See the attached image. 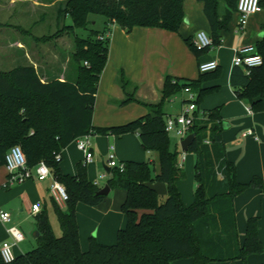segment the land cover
I'll return each mask as SVG.
<instances>
[{
	"label": "trees",
	"instance_id": "16d2710c",
	"mask_svg": "<svg viewBox=\"0 0 264 264\" xmlns=\"http://www.w3.org/2000/svg\"><path fill=\"white\" fill-rule=\"evenodd\" d=\"M184 0H60L57 23L69 16L71 24H63L61 31L72 34L70 53L73 77L70 79H41L32 64H18L8 71L0 70V165H4L7 149L18 144L25 153L26 165L40 161L49 166L55 180L65 186L68 199L62 210L52 197L62 234L57 236L50 225L48 212L36 215L37 246L17 255L12 262L0 257V264H170L175 259L193 258L194 264L234 261L252 253H262L258 237L257 216L247 218L242 244L239 241L233 200L236 194L250 186L262 189L259 176L240 182L235 165L226 159L222 140L223 122L220 107L199 108L202 96L211 89L201 88L204 80L215 79L219 67L200 72L195 80L181 81L165 76L160 100L153 103L136 99L134 91L121 70L118 82L126 98L147 108L145 115L121 125L95 126L93 108L98 81L107 62L110 38L106 36L113 25L130 31L136 25L158 27L178 32L184 17ZM210 26L213 43H221L220 31L227 28L231 13L237 11V0H199ZM264 9V0H259ZM224 2V6H222ZM90 12L104 15L103 30L90 29L87 37L76 34V28H86ZM264 32V22L262 24ZM52 36V35H51ZM51 36L45 37L46 41ZM44 40V39H43ZM188 48L199 56L207 49L197 50L190 38L184 39ZM254 48L262 58L259 66L247 70L233 65L229 81L236 96L249 103L253 111L263 110L264 99V33ZM86 62V64H85ZM189 86L198 89L195 119L190 131L194 139L188 152L195 154L194 199L183 205L176 181L184 178L177 166V150H170L165 130L164 105L169 97ZM136 133L141 146L156 152L158 169L150 161L124 160V169L110 168L107 184L125 191L121 205L126 226L116 234V242L107 245L95 238L83 251L78 237L76 205L78 202L94 206L105 199L97 193L100 187L87 179L86 167L77 163L75 175L66 174L56 159L63 148L83 134ZM162 181L166 195L150 190L146 182Z\"/></svg>",
	"mask_w": 264,
	"mask_h": 264
},
{
	"label": "crops",
	"instance_id": "0c3cea01",
	"mask_svg": "<svg viewBox=\"0 0 264 264\" xmlns=\"http://www.w3.org/2000/svg\"><path fill=\"white\" fill-rule=\"evenodd\" d=\"M56 1L60 0H8L5 4L1 2L0 4L7 11H10L13 6L19 5L21 8H27L24 10V14H29L28 12L30 11H41V8L45 11L53 6ZM182 4L184 20L178 32L139 25H136L130 31H126L117 25L112 26L108 36L110 44L107 62L97 84L92 123L100 127L121 125L137 119L147 112V108L140 103L133 101L121 103L126 98L125 91L118 82V75L121 70L131 83L127 90L133 92L134 86H136L134 91L135 98L153 103L160 100L165 76L170 75L173 79L181 81L185 79L195 80L200 76V71L198 70L199 62L216 60L219 67V75L215 79L204 80L198 87L199 90L201 88L211 89L202 96L199 108L200 110H208L216 106L220 107L225 156L226 159L235 165L237 180L248 182L253 176L257 175L262 179L263 183L262 189L250 187L236 194L233 200L240 243L242 244L245 238L244 232L247 218L257 216L258 237L263 245V251L262 253H252L245 258H237V260L233 261V264H264V99L262 111L256 112L252 110L253 113L247 112L246 107L249 105L236 96L229 81L235 49L246 44L254 45L264 33L262 30L264 9L248 16V21L243 29L238 28L239 17L237 11H233L226 30L219 32L221 34V43L214 45L211 49H207L215 51V53L199 54L197 56L188 48L184 39L190 38L193 43L194 34L198 29L210 34L209 22L204 15L201 1L184 0ZM40 14L43 17L45 13L41 12ZM4 25L8 26L7 24ZM16 28V34L25 36L31 34L30 30ZM26 43L25 40L15 37L11 45L14 50L16 48L15 52H25L26 62L20 64H32L38 71L37 61L32 59L31 55L26 51ZM63 43H65V40ZM68 44L70 48L67 51L69 53L66 52L67 57L64 59L66 64H68L70 53L73 50L71 40L70 42L68 41ZM225 53L231 55L230 61L223 59L222 55ZM45 66H47L48 70L47 78L42 77L38 71L42 81L58 78L70 79L73 77V70L70 67L68 70H66V67H62L57 72L50 69L48 65ZM192 90L197 94L198 89ZM185 99L186 93L183 91L170 96L164 105L165 118L179 113ZM248 128H251L253 133L243 136L242 132L248 130ZM173 134L176 141L174 145H170V150H177L178 155L180 153V157L176 158L177 166L180 167V164H182L180 168L186 178L189 177V171L191 176H194L195 154L183 151L180 145L181 140L177 138L175 133ZM139 144L140 141L136 133L92 135L94 157L92 162L86 167L87 179L92 182L100 173L106 172L109 145H113L115 148V154L119 161H143L141 160L142 156H140L141 149L138 148ZM147 153H150V151H147ZM82 158L83 153L76 147L75 141H72L61 151L59 164L62 171L66 174L75 175L77 173V163L81 162ZM146 161H153L152 157L150 156ZM157 169L158 163H155L154 171L156 172ZM6 178V167L0 165V209L11 214L10 222L4 223L0 221V244L4 240H11L6 229L9 225L20 228L24 238L27 233L25 229L32 231V235L36 240L38 235L36 215L41 210L48 212L50 225L54 234L57 235V230L53 227L51 217L55 213L53 212L52 196L49 190L52 180L48 177L46 180L40 181L33 175L24 182L16 183L11 187H3ZM106 182L107 180L101 181V184L104 185ZM194 182L195 184H192V188L190 182L185 185L181 179L175 183L178 192H180L181 201L185 206L192 203L194 199L196 181ZM125 197L124 190L110 188L105 199L94 206L78 202L75 208L76 222L79 242L83 251L88 249L89 239L92 237L98 242L107 245L116 242L117 232L126 226L127 218L121 209ZM35 203L40 206V211L37 213L31 211V206ZM58 206L63 210L65 203H62V205L58 204ZM57 227L58 233L59 231L62 233L59 224ZM26 247V244L20 243V241L16 242L13 247L15 257L29 251V248ZM228 263L231 262H209V264ZM170 264H194V262L193 258L190 257L175 259Z\"/></svg>",
	"mask_w": 264,
	"mask_h": 264
},
{
	"label": "built area",
	"instance_id": "2783aa9c",
	"mask_svg": "<svg viewBox=\"0 0 264 264\" xmlns=\"http://www.w3.org/2000/svg\"><path fill=\"white\" fill-rule=\"evenodd\" d=\"M237 14H238V28L243 29L248 21V16L253 13L260 12L262 7L259 0H237ZM110 32L106 33V36H109ZM195 38L193 40L194 47L199 49H211L214 47V43L210 34L202 29H198L195 32ZM262 63L261 56L256 53L253 44H246L235 49V55L232 59V65L241 66L245 70L259 66ZM86 64V62H85ZM218 67L217 61H202L198 64V70L202 73L214 71ZM186 93V99L181 107V110L176 115H169L166 117L165 130L168 133L173 132L179 140H182L186 137L187 134L191 133L190 127L193 124L195 119V110L197 106L195 104L196 94L189 86H185L182 90ZM246 111L253 113L250 106L246 107ZM253 130L248 128L242 132L243 136L252 134ZM92 135L91 133L83 134L76 138L75 144L76 147L81 150L83 153V158L81 164L87 167L90 164L94 157V152L92 148ZM256 138V137H255ZM109 152L107 155V166L110 168L116 167L120 171L124 169V163L119 161L115 154V148L113 145H109ZM8 151L5 154L4 166L7 170V178L3 183V187H11L16 183L24 182L27 179H30L33 175L40 180L44 181L46 178H50L52 183L50 185V194L57 202V204L62 205L68 199L65 186L61 184L58 180H55L52 172L46 163L40 161L34 167H28L26 165V157L24 151L18 144H15L7 149ZM57 160H60V155L56 156ZM182 164H180L181 167ZM108 173L102 172L98 177L94 178L92 183L98 187H103L101 181H106L108 178ZM106 184V183H105ZM31 211L37 213L40 211V206L38 203L32 204ZM0 221L8 223L11 221V214L5 210L0 209ZM7 232L10 236V241L4 240L1 242L0 246V257L5 262L14 261L15 255L13 252V247L16 242L21 241L24 238V234L20 228L17 226L9 225L6 227Z\"/></svg>",
	"mask_w": 264,
	"mask_h": 264
},
{
	"label": "rangeland",
	"instance_id": "374dc122",
	"mask_svg": "<svg viewBox=\"0 0 264 264\" xmlns=\"http://www.w3.org/2000/svg\"><path fill=\"white\" fill-rule=\"evenodd\" d=\"M2 4H5L8 2V0H0ZM58 2L48 8L47 10H43L41 8V11H30L29 14H24V10L27 8H21L19 5H15L11 10L8 12L7 9L2 7L3 5L0 4V70L1 71H8L11 67H13L16 64H20L23 62H26L27 57L24 55V51L15 52L14 47L11 45V42L14 41L15 37L20 38L21 40H25L28 54L31 55L32 59L37 61V70L40 72L41 76L47 78L48 77V70L47 66L52 70L59 71L60 68L62 69L66 67V70L69 69V67L73 68L71 59L69 60L68 64H66L64 59L67 57L66 52L70 48L68 41L73 45V38L72 34L61 31L57 33L56 36H53L58 28H60L63 24H71V19L69 16L63 17L61 19L60 23H57L56 21V13H57V5ZM224 6V2L221 4ZM5 11V12H4ZM41 12H44V16L41 17ZM89 24L86 28H76L75 32L80 37H87L89 34L90 29H96V30H103L104 28V15L99 13H93L90 12L88 14ZM7 24L8 26L4 25ZM27 29L31 31V36L29 35H22V34H16L17 28ZM16 31V32H15ZM16 34V36H15ZM52 35V36H51ZM42 36H51L48 38L49 40L46 41L45 37L41 39ZM28 37V39H27ZM68 38V39H67ZM27 39V40H26ZM44 39V40H43ZM65 40V43L64 40ZM63 43V44H62ZM69 53V52H68ZM209 53H215V51L212 50H206L200 53V55L209 54ZM223 59L230 61L231 55L228 53H225L222 55ZM49 61V62H48ZM201 104V102H200ZM247 105L249 103L246 102ZM250 106V105H249ZM169 136V145H174V142L176 141L175 136L172 132L168 134ZM141 150L140 156H142L141 160L146 161L151 156L152 160L151 166L155 163H158V156L155 152L150 151V153H147V150L139 144V147ZM189 153L188 151H186ZM191 153V152H190ZM180 157L177 155V158ZM189 177L182 178L181 180L184 181L185 185L187 182H190L191 188L192 184H195V176H191L189 171ZM262 180V179H261ZM103 182V180H102ZM252 188H257L254 186H250ZM249 187V188H250ZM246 188V189H249ZM54 212V210H53ZM54 215V216H53ZM56 214H52V221H53V227H55V230H57V236H60L62 233L59 231L58 233V222L56 219ZM26 235L23 240L20 241V243L26 244L29 248L28 250H32V248L36 247V240L32 235V231H27L25 229ZM239 235V232H238ZM263 246V245H262ZM183 261V260H182ZM233 264V261H230Z\"/></svg>",
	"mask_w": 264,
	"mask_h": 264
},
{
	"label": "water",
	"instance_id": "95a60500",
	"mask_svg": "<svg viewBox=\"0 0 264 264\" xmlns=\"http://www.w3.org/2000/svg\"><path fill=\"white\" fill-rule=\"evenodd\" d=\"M193 139H194V133L191 132V133L187 134L186 137L180 141L181 149L186 152L188 147H189V144L193 141ZM105 169H106V172L109 174L110 167L108 166ZM146 186L150 190L154 191L155 193H159L160 195H166L167 194L166 185L162 181H156L154 183L146 182ZM109 190H110V186H108V184L106 183L103 185V187H101L99 190H97V193L107 196L109 193Z\"/></svg>",
	"mask_w": 264,
	"mask_h": 264
}]
</instances>
